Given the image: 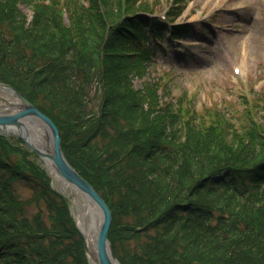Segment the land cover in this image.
Listing matches in <instances>:
<instances>
[{
  "label": "trees",
  "instance_id": "trees-1",
  "mask_svg": "<svg viewBox=\"0 0 264 264\" xmlns=\"http://www.w3.org/2000/svg\"><path fill=\"white\" fill-rule=\"evenodd\" d=\"M85 1L0 0V82L57 126L67 161L111 210L115 256L264 264V119L221 105L198 111L184 93L160 101L158 90L167 97L170 88L154 80L135 88L164 52L166 24L144 15L161 1ZM175 2L172 21L185 0ZM0 264H88L69 202L36 155L3 135Z\"/></svg>",
  "mask_w": 264,
  "mask_h": 264
},
{
  "label": "rangeland",
  "instance_id": "rangeland-1",
  "mask_svg": "<svg viewBox=\"0 0 264 264\" xmlns=\"http://www.w3.org/2000/svg\"><path fill=\"white\" fill-rule=\"evenodd\" d=\"M169 1L161 0L159 11ZM19 9L30 18L31 9L28 6L20 3ZM180 19L194 22L187 34L192 41L182 40L183 46H173L168 35H165L164 39L167 40L164 45L170 46V56L159 54L155 58V63L147 71L146 81L166 82L171 97L182 92L195 93L198 110L219 100L221 106L229 108V105H233L240 109L244 105L242 94L245 92L247 95L252 85H259L258 81L264 79V0H190ZM201 23H207V28H200ZM233 65H243L239 79L233 75ZM167 71L171 72L168 76L170 79ZM143 80H136L135 85L139 88ZM8 103H12L11 98L0 93V110ZM36 125L39 134L44 136V143L48 142L43 127L34 119L26 122L30 138L31 134L37 133L34 130ZM37 136L34 135L33 140L37 141ZM37 163L50 175L45 161L37 159ZM51 182L57 193L69 197L71 214L77 220L74 202L77 199L85 207L88 206L85 196L74 188L65 195L52 176ZM18 191L22 198L30 196L26 187L19 186ZM31 211H35L33 206Z\"/></svg>",
  "mask_w": 264,
  "mask_h": 264
},
{
  "label": "water",
  "instance_id": "water-1",
  "mask_svg": "<svg viewBox=\"0 0 264 264\" xmlns=\"http://www.w3.org/2000/svg\"><path fill=\"white\" fill-rule=\"evenodd\" d=\"M0 90L11 93V95L18 100L17 103H8L0 110V134L21 138L26 146L38 157L49 159L57 174L64 179L65 182L75 187L85 198L92 202L97 208L101 218L100 226L97 231L95 263L120 264L108 241V232L111 226L110 209L93 186L66 160L61 150L59 131L54 122L8 84L0 82ZM29 119H34L43 127L51 145L50 152L41 151L30 141V135L25 126V121ZM13 128H15L16 131H9V129ZM84 246L87 251L85 241Z\"/></svg>",
  "mask_w": 264,
  "mask_h": 264
},
{
  "label": "bare ground",
  "instance_id": "bare-ground-1",
  "mask_svg": "<svg viewBox=\"0 0 264 264\" xmlns=\"http://www.w3.org/2000/svg\"><path fill=\"white\" fill-rule=\"evenodd\" d=\"M242 72V71H241ZM0 93L3 94L4 96H6L7 98H11L12 103H17L18 100L11 95V93L7 92V91H3L0 90ZM26 122H28L27 120L25 121V126H26ZM16 131L15 128L13 129H9V131ZM37 130V125L35 126V129ZM28 131V129H27ZM30 131V130H29ZM31 132V131H30ZM38 135L37 136V141L33 140V136L34 135ZM31 134V138L30 141H32L41 151L43 152H50L51 151V145L50 142L46 141L44 143L43 140V135L39 134L38 130L37 133L35 134ZM47 167L49 168L50 174L51 176L57 181L59 188L65 193L70 194V191H74L71 185H69L67 182H65L64 180L60 179L59 175L57 174V172L54 169L53 164L51 163V161L47 158H44ZM62 192V193H63ZM65 194V195H67ZM68 199L69 197L66 196ZM88 202H89V207L85 205H83L79 200L76 199V201L74 202L75 206L77 207V225L79 230L81 231L86 246H87V254L89 257V262L90 264H96L95 263V258H96V242H97V231L99 229L100 226V214L97 210V208L92 204V202H90L87 198H85ZM70 201V199H69Z\"/></svg>",
  "mask_w": 264,
  "mask_h": 264
}]
</instances>
